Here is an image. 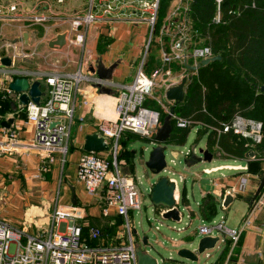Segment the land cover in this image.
Instances as JSON below:
<instances>
[{
    "label": "crops",
    "instance_id": "crops-1",
    "mask_svg": "<svg viewBox=\"0 0 264 264\" xmlns=\"http://www.w3.org/2000/svg\"><path fill=\"white\" fill-rule=\"evenodd\" d=\"M174 2L175 0H170L162 20L158 26L156 23L151 36L150 43L155 42L158 47L156 56L159 64L155 68L160 66L161 47L168 44L167 38H164L162 42L158 40L159 30L172 12ZM10 3L17 4V10L13 18H0V58L8 56L11 64L3 66L0 63V71L3 69L20 70L26 73L29 80H39L41 89L45 92L40 101L47 97L44 82L46 74H72L81 71L83 75L93 76L95 73L91 71V67L99 61H102L105 66L118 62L110 80L118 85H128L132 82L141 63L144 69L149 56V45L147 48L146 45L150 25L147 19L151 12L144 11L134 0L122 3L116 0L93 1L99 19L82 25L77 30L73 28L71 21L77 16H85L90 0H0L3 6ZM109 3L116 7L114 13L118 15L117 18L112 15L105 17L104 9ZM33 16H43L44 20L34 21ZM8 27L11 29L9 30ZM24 32L29 34L27 43L19 39ZM60 33L65 34V44L62 47L48 46L49 41ZM77 33L84 35L81 45L74 42ZM188 36L189 40L185 43L186 48L197 45V43L202 44L201 38L193 41L189 33ZM101 38L109 39L108 43L101 45ZM169 68L172 72V80L176 84L180 82L183 74H187L184 87L186 93L190 76L196 75L199 68L189 70L185 67V63L183 67L178 63H172ZM13 78V75L0 74V219L6 221L13 229L21 230L23 236L24 234L36 235L41 232L62 231L64 224L56 225L53 221V214L58 208H68L79 213L78 222L82 226L85 237H87L89 228L94 226L101 229L103 236L100 241L103 244L117 243L119 240L115 237L122 233L123 218L114 212L106 217L102 216V191L94 195L88 194L76 180L77 163L84 152L82 146L85 136L97 132L98 122L113 120L116 117L115 89L112 88L114 92L111 94H103L98 92L91 81L83 80L79 84L73 98L74 113L70 125L68 151L64 160H62V154L57 152L53 153V160L49 161L44 151L28 147L34 135V126L27 121L26 106L21 105L16 93L8 89V83ZM6 97L9 98L8 107H5ZM180 103H184V99ZM175 115L185 116L179 112H175ZM210 117L207 120L214 123L230 120V118L228 120L217 118L214 115ZM8 118H13V121L10 127L6 128L1 125V122ZM185 129L188 133L194 129L198 135L207 134L205 148L211 152L212 159L217 156L223 160L241 159L244 161V163L225 162L205 167L200 173L191 171V174H195V180L198 183L203 177L202 174L218 173L205 178L206 182L212 185L211 189L201 190L199 186L200 200L197 201V212L192 214H195L201 221L214 222L217 209L221 207L227 210L236 197H242L248 204L246 213L237 228L225 226L223 216L217 223H222L227 229L239 230L240 235L237 243L232 244L224 232L214 247L217 253L209 264H264V184L260 192L255 195L257 187L264 179V155L259 157V153L249 148L245 154L253 150L255 152L253 158H247L245 154L243 157H236L219 146V137L225 132L218 134L196 125ZM9 132H15L17 135L16 144L10 151L4 149V142ZM209 137L212 139L210 145ZM132 142L133 139H130L126 143V149L131 151L134 161L135 150L131 148ZM121 148L120 145V150ZM144 148L145 146L142 149ZM199 149L192 147L180 153L185 159L191 154L201 156ZM188 150L189 155H187ZM133 161L130 166L126 163V159H120L121 172L133 176L135 166ZM170 161L175 164L173 159ZM194 165L185 164L184 166L186 170H190ZM161 173L175 180L174 198L178 207L184 203L185 208H188L185 191L186 175L178 173L173 166L168 165V162L167 167ZM179 183L183 185L182 190H180ZM227 193L232 194L233 200L227 207H223L222 203ZM207 195L212 196L215 201V210L209 219H205L201 212L203 199ZM72 200H75V203ZM187 216L191 217L189 214ZM184 229L185 227L176 230L179 232ZM217 234L212 232L211 235ZM225 247L227 250L223 252ZM206 257L209 258L210 254L206 253Z\"/></svg>",
    "mask_w": 264,
    "mask_h": 264
},
{
    "label": "built area",
    "instance_id": "built-area-1",
    "mask_svg": "<svg viewBox=\"0 0 264 264\" xmlns=\"http://www.w3.org/2000/svg\"><path fill=\"white\" fill-rule=\"evenodd\" d=\"M93 1L85 16H77L71 24L77 30L99 19L95 12ZM126 2L127 0H116ZM143 10H149L150 25L148 47L155 29L159 0H134ZM194 0H175L173 10L162 23L158 40L168 39L167 46L160 50V66L147 74L140 64L132 82L128 85H118L111 80L86 76L77 71L70 74L50 73L44 76L47 97L39 104L29 102L26 105L27 121L34 126V135L29 148H36L46 153L49 161L53 160V153H60L64 157L68 151L70 125L73 118V98L79 84L83 80L91 81L94 85L101 84L115 89V114L113 120L98 122L96 129L104 137L109 148L107 151L83 152L76 168V180L88 194L102 191L101 215L106 217L111 212L123 218L122 233L115 237L119 241L114 244H103V236L98 227H90L87 237L83 234L78 222L79 213L68 208H58L53 214L56 225L64 224L62 231L41 232L27 235L21 230L13 229L6 221L0 219V264H137L135 254L134 226L131 224L130 212L141 208L140 193L131 175L121 172L117 156L120 151L119 139L124 133H131L144 139L149 149L158 142L155 135L162 124L164 114L169 112V102L165 97L166 90L175 85L169 66L178 63L196 65L200 60L216 55L208 44H197L186 48L189 40L190 12ZM256 0H239L233 5L229 14L240 15L248 7H255ZM225 0H212L213 12L209 24L224 22L223 5ZM116 7L110 3L105 6L107 16H116ZM17 4L7 6L0 4V18H13ZM181 16V17H180ZM180 17V18H179ZM179 18V19H178ZM34 21H43V16H33ZM203 40V37H200ZM84 35L77 33L74 42L81 45ZM0 74L14 77L25 76L20 70H1ZM182 76H187L183 74ZM161 91V98L152 94L153 90ZM156 103L157 108L146 105V101ZM204 110V109H203ZM205 111V110H204ZM174 125L179 129L198 126L218 134L229 132L247 141V145L254 146L262 140V122L246 118L236 113L228 121L218 123L209 120H195L190 116L172 115ZM53 123V126L50 124ZM17 135L9 132L4 142V149L10 151L16 144ZM28 148V149H29ZM148 149L145 146L144 150ZM190 151H187V155ZM170 181L175 183L172 177ZM176 185V183H175ZM162 212V209H161ZM214 230L225 232L232 244H236L240 231L224 228L222 223L212 226H200V235L212 234ZM220 236V233L218 234ZM221 237V236H220ZM220 240V238H219Z\"/></svg>",
    "mask_w": 264,
    "mask_h": 264
},
{
    "label": "trees",
    "instance_id": "trees-1",
    "mask_svg": "<svg viewBox=\"0 0 264 264\" xmlns=\"http://www.w3.org/2000/svg\"><path fill=\"white\" fill-rule=\"evenodd\" d=\"M169 2L170 0H159L155 27L162 20ZM238 2L239 0H225L222 8L224 22L220 24H209L213 12L212 0L192 2L189 29L191 39L195 41L203 37L202 44L210 45L221 59L200 67L197 74H193L186 87L184 103L178 104L175 112L194 119L207 120L211 118L210 115H214L228 120L239 113L260 120L263 126L262 140L253 147L247 145L246 140L238 139L230 133H222L218 140L219 146L233 156L243 157L252 148L260 157L264 155V91L261 90L264 86V0H256L255 7L244 9L238 16L229 14L231 7ZM108 41L109 39L101 38L100 44L106 45ZM151 47L156 52L151 53ZM157 51V44L151 42L149 56L144 64V70L148 74L159 64ZM8 103L9 98L6 97L5 107H8ZM146 105L157 108L156 103L150 100L146 101ZM171 124L172 132L168 141L176 145L184 144L188 130L177 128L173 120ZM138 137L131 133H124L120 137L122 150L117 156L118 162L126 159V163L132 165L131 151L126 149V143ZM211 142L209 137V145ZM214 210V199L210 195L205 196L201 207L202 216L209 219ZM226 247L223 252H226Z\"/></svg>",
    "mask_w": 264,
    "mask_h": 264
},
{
    "label": "water",
    "instance_id": "water-1",
    "mask_svg": "<svg viewBox=\"0 0 264 264\" xmlns=\"http://www.w3.org/2000/svg\"><path fill=\"white\" fill-rule=\"evenodd\" d=\"M29 34L24 32L22 37L19 38L23 42H28ZM65 44V34L60 33L55 36L52 40L49 41L48 46L50 47H62ZM221 56L216 54L212 57L205 58L200 60L196 65H190L185 63V67L189 70H196L202 66L209 64L212 61L220 60ZM0 63L3 66H9L11 64L10 58L4 56L0 58ZM118 66V62H113L109 66H105L102 61H99L94 67H91V71L95 73L98 78L102 79H111L112 74L115 68ZM187 77L183 76L175 85H171L165 92V97L172 104L169 107V112L163 117L162 124L158 128L155 135V140L158 142L155 146L150 149L148 158L144 161V166L152 174L161 173L167 167V160L165 158V146L172 132V115L175 112L176 106L183 101L185 95V84ZM96 89L99 93L111 94L114 90L108 86H103L101 84H95ZM8 89L17 95L18 102L26 106L29 102L39 104L42 96L45 95V92L41 89V83L39 80H29L25 76L14 77L8 83ZM261 90H264V86L261 87ZM13 118H8L1 122V125L9 128ZM54 124L51 123L50 126ZM109 148L108 144L105 142L104 137L100 136L97 132L87 134L85 136L82 149L85 152H99L107 151ZM201 156L191 154L188 158L184 160L186 165H193L200 161H210L212 159V154L208 149H199ZM245 156L247 158H253L255 152L249 150ZM134 163V161H133ZM264 184V179L261 180L259 186L255 191L257 195ZM175 192V183L170 181L167 176L159 177L155 182L151 184L150 189V200L152 205L155 207L156 211L163 219H171L176 222L181 221V214L179 212V207L174 198ZM233 200L231 193H227L224 196L222 203L223 207H227L229 203ZM75 203V200H72ZM162 209V212H161ZM133 235L135 236V254L137 264H190L192 262L198 261L199 254L205 252L206 250L213 249L216 243L219 241L220 236L205 234L201 235L198 244L195 249L189 248H179L177 250V255L180 260H175L172 258H161L158 260L153 256L147 249V246H150L149 237L146 234H139L136 228H133ZM198 232V231H197Z\"/></svg>",
    "mask_w": 264,
    "mask_h": 264
},
{
    "label": "rangeland",
    "instance_id": "rangeland-1",
    "mask_svg": "<svg viewBox=\"0 0 264 264\" xmlns=\"http://www.w3.org/2000/svg\"><path fill=\"white\" fill-rule=\"evenodd\" d=\"M8 29L10 30L11 28L8 27ZM150 52H156L155 48L151 47ZM133 69H135V67ZM192 76L193 75H191L190 78ZM152 94L159 98H161L162 95L161 91H158L157 89L153 90ZM171 104L172 103L170 101L167 102V105L169 107ZM207 138V134L198 135L196 134L194 129H191L183 145H174L168 142L164 143L165 158L168 162V165L173 166V168L178 171V173H183L187 177L185 183V191L187 194L186 205H189V207L185 208L186 206L184 205V203L180 204L179 212L182 215L180 222H176L171 219H163L162 217H160L155 207L152 205L150 200L151 184L164 174H152L144 166V161L148 158L151 149H149V144L144 139L140 137L134 138L133 142L131 143L132 150H135V152L133 153L135 166L132 175L135 178L141 201V208L139 210L133 209L130 212L131 224L138 230L139 234L148 235L151 245L147 246L146 249L158 259L172 258L175 260H180L177 255V250L179 248H196L201 237V235L197 232L200 225H215L219 221H221V218L223 216L225 218V226L230 228H237L240 225L244 214L246 213L248 204L243 200L242 197H236L232 205L227 210L221 207L217 209V213L214 217V222L209 223L207 221H201L200 218L195 216V214H192L197 212V201L200 200V188L201 190H209L212 188V185L210 183H207L205 178L217 175L218 173H214L211 175L202 174L203 177L198 183L195 180V174H191V171L200 173L202 168L212 167L225 162L234 164L244 163V161L241 159L223 160L222 158L214 156L210 162H198L193 167H191L190 170H186L184 166L185 158L180 153V151H185L187 149H191L192 147H196L197 150L199 148H205ZM143 146H147L148 149L144 151L142 149ZM170 159H173L175 164H173ZM179 187L180 190H182V183H179ZM188 214L191 215V217H188ZM184 227L185 229L183 231L181 230L178 232L176 230L177 228ZM217 233H220L221 238L224 235L223 232H220L218 230L213 231V234ZM206 253L210 254L209 258L206 257ZM216 253V248L206 250L205 252L199 254L198 261L192 262L190 264H209V262L215 257Z\"/></svg>",
    "mask_w": 264,
    "mask_h": 264
}]
</instances>
